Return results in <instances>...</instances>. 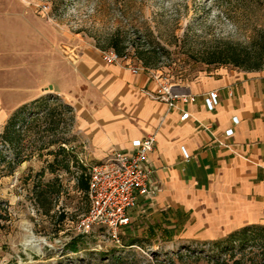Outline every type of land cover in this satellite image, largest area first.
I'll return each instance as SVG.
<instances>
[{"label": "rangeland", "instance_id": "374dc122", "mask_svg": "<svg viewBox=\"0 0 264 264\" xmlns=\"http://www.w3.org/2000/svg\"><path fill=\"white\" fill-rule=\"evenodd\" d=\"M8 13L22 17L5 26ZM22 26L30 32L50 29L59 47L61 39L100 55L115 41L127 63L176 85L222 69L264 74V0H0V78L21 64L31 68L35 50L44 46L32 35L20 41ZM138 53L153 67H145ZM232 58L239 66L225 63ZM47 94L19 115L14 145L3 138L13 112H0V264H207L194 257L181 261L175 253L206 255L211 249L203 242L224 237L228 228L185 224L173 233V227L152 223L158 213L139 206L117 239L95 227L78 253L65 249L89 208L78 178L97 162L84 157L72 107L69 112L58 96ZM65 158L68 170L62 167ZM41 189L47 193L40 195ZM128 229L142 245L123 246Z\"/></svg>", "mask_w": 264, "mask_h": 264}, {"label": "crops", "instance_id": "0c3cea01", "mask_svg": "<svg viewBox=\"0 0 264 264\" xmlns=\"http://www.w3.org/2000/svg\"><path fill=\"white\" fill-rule=\"evenodd\" d=\"M19 16L8 13L2 21L9 26ZM21 28L20 41L32 35L44 46L35 50L31 68L21 64L13 75L1 76L0 112H14L51 92L74 110L84 157L96 164L114 151L129 154L134 141L155 135L148 165L159 193L136 205L158 213L154 225L173 227V233L185 224L210 225L213 231L226 227L228 234L264 225L263 73L222 69L186 86L173 84L175 91L198 96L183 107L189 117L182 121L158 92L157 71L134 75L123 64H105L99 52L61 39L59 47L50 29ZM212 91L219 101L209 111L202 95ZM151 231L144 239L151 241Z\"/></svg>", "mask_w": 264, "mask_h": 264}, {"label": "built area", "instance_id": "2783aa9c", "mask_svg": "<svg viewBox=\"0 0 264 264\" xmlns=\"http://www.w3.org/2000/svg\"><path fill=\"white\" fill-rule=\"evenodd\" d=\"M101 58L108 65L123 64L134 75L148 71L141 65H130L113 49L101 52ZM155 78L159 94L167 99L168 109L178 111L182 121L188 119L189 113L183 107L196 103L198 96L175 91L173 84L159 75ZM202 98L207 110L213 111L219 94L212 91L202 95ZM227 134L232 135V131ZM155 147L156 136L148 135L133 142L131 153L114 151L104 161L86 168L89 208L76 226L79 234L89 235L95 227H100L117 239L120 231L130 224L129 211L137 205L139 198L152 199L159 193L152 180L153 171L148 165V156Z\"/></svg>", "mask_w": 264, "mask_h": 264}, {"label": "trees", "instance_id": "16d2710c", "mask_svg": "<svg viewBox=\"0 0 264 264\" xmlns=\"http://www.w3.org/2000/svg\"><path fill=\"white\" fill-rule=\"evenodd\" d=\"M111 48L116 52L118 56H122L121 49L118 46L117 42L111 43ZM139 57L142 59V63L145 67H153L150 62L143 58L141 53H138ZM144 59V60H143ZM231 62L225 63H233L236 66H239L232 58ZM218 60H213L210 63H215ZM42 98L25 104L13 112V115L8 119L5 130L3 134V138L6 139L8 143L14 145L17 137V129L19 128L18 117L19 115L29 108L30 106H36L40 104ZM69 112H72L70 106H65ZM60 151H64L61 149ZM62 167L65 170L69 169V161L65 158L61 161ZM78 188L83 193L84 197L87 199V191H88V175L86 168H82V172L78 178ZM47 190L41 189L40 195L46 194ZM55 194H58L59 191H55ZM87 213V212H86ZM85 213V214H86ZM124 229V228H123ZM88 235L79 234L73 238H71L65 245V249L70 251V253H78L80 247H84L86 245V238ZM121 238V237H120ZM124 242L123 246L127 248L137 247L143 244L144 240L131 236L130 234L122 237ZM149 241L148 239H145ZM204 245L209 247L208 254H203L204 252H186L182 254L180 252H176L175 256L184 261L186 258H195V263H199L202 259H206L207 264H264V225H254L247 226L241 228L237 231H234L225 237L209 241L203 242ZM215 251V252H214Z\"/></svg>", "mask_w": 264, "mask_h": 264}, {"label": "water", "instance_id": "95a60500", "mask_svg": "<svg viewBox=\"0 0 264 264\" xmlns=\"http://www.w3.org/2000/svg\"><path fill=\"white\" fill-rule=\"evenodd\" d=\"M48 89H49V90H52V87L50 86Z\"/></svg>", "mask_w": 264, "mask_h": 264}]
</instances>
